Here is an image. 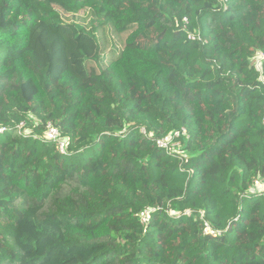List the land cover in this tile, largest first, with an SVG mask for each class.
Segmentation results:
<instances>
[{
  "label": "trees",
  "instance_id": "obj_1",
  "mask_svg": "<svg viewBox=\"0 0 264 264\" xmlns=\"http://www.w3.org/2000/svg\"><path fill=\"white\" fill-rule=\"evenodd\" d=\"M258 53L264 0H0V264H264Z\"/></svg>",
  "mask_w": 264,
  "mask_h": 264
},
{
  "label": "built area",
  "instance_id": "obj_2",
  "mask_svg": "<svg viewBox=\"0 0 264 264\" xmlns=\"http://www.w3.org/2000/svg\"><path fill=\"white\" fill-rule=\"evenodd\" d=\"M218 1L222 3V2H225L226 0H218ZM187 35L189 39L191 40L195 39V36L193 33H188ZM263 59H264V55L262 53H258L252 63L257 69H259L261 65V61ZM262 83H264V80L262 81ZM262 122L264 124V119L262 120ZM19 124L16 127L17 132H20L23 127V122H21L20 125ZM3 131H4V128L1 127L0 133H2ZM141 132H144V129H142ZM179 134H185V130L184 129H181V131L175 130L172 133L173 137H177ZM43 136L46 140L53 142L54 147L58 153L65 154L67 152L69 139L62 137L59 133L58 128L55 125H53L50 122L46 123ZM171 138L172 136L170 134L165 135L164 137L156 141L157 145L159 147H165L168 150H170L171 148H174V146H178L179 142L175 140L171 141ZM249 189L251 192L258 193L264 197V176L255 178ZM150 211H151L150 209H145L139 213L140 223L146 224L150 216ZM204 225H205L204 231L212 233V230L210 229L209 225L207 223H205Z\"/></svg>",
  "mask_w": 264,
  "mask_h": 264
},
{
  "label": "rangeland",
  "instance_id": "obj_3",
  "mask_svg": "<svg viewBox=\"0 0 264 264\" xmlns=\"http://www.w3.org/2000/svg\"><path fill=\"white\" fill-rule=\"evenodd\" d=\"M81 46H82V44L80 43V44H79V47H81ZM20 124H21V123H20ZM20 124H19V125H20ZM141 130H142V129H141ZM175 147H178V146H175ZM173 214H174V213H173Z\"/></svg>",
  "mask_w": 264,
  "mask_h": 264
}]
</instances>
